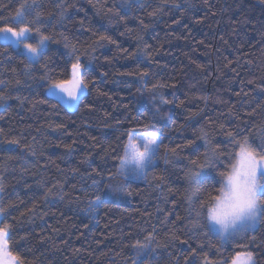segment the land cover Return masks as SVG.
<instances>
[{"label":"trees","instance_id":"1","mask_svg":"<svg viewBox=\"0 0 264 264\" xmlns=\"http://www.w3.org/2000/svg\"><path fill=\"white\" fill-rule=\"evenodd\" d=\"M169 1L182 9L183 34L156 51L144 52L143 9L129 10L124 0H88L83 45L77 49L88 88L78 111L52 107L45 95L48 81L41 79L46 69L32 65V76H25L27 61L19 50L0 41V81L9 83L0 91L11 96L0 106V177L5 187L0 199L14 205L5 221L11 225L9 246L25 264H131L135 250L128 245L148 233L163 246L152 253V264H184L186 258L192 264L189 245L198 253L203 246L209 256L216 251L212 245L219 246L217 236L195 235L186 223L185 173L191 159L203 160L201 127L212 130L215 143L225 140L218 123L234 128L247 120L259 139L264 126V4ZM61 2L67 5L63 19L57 15V0H41L46 23L33 25L54 38L41 63L55 79L67 78L71 70L65 43L72 45L68 30L75 11L72 0ZM16 6L17 0H7V17ZM101 35L111 42L99 41ZM143 72L148 73L143 79L149 88L155 83L168 86L156 89L155 96L137 92ZM159 94L170 103L162 104ZM153 100L160 112L156 119L164 125L158 129L164 146L155 168V176L165 178L164 187L154 188L159 180L151 176L147 182L125 181L124 191L102 196L101 206L89 214L91 193L79 190L90 188L97 173L115 170L126 129L149 130L143 126L153 121L155 109H142L151 108ZM12 140L19 144L9 143ZM190 140L194 143L188 146ZM33 146L35 155L24 156ZM171 148L180 158L169 153L166 161ZM56 182L65 190L63 199L53 195L46 200L44 193ZM173 233L179 240L171 239ZM247 243L259 244L251 250L258 264H264V228ZM237 250L230 246L225 255Z\"/></svg>","mask_w":264,"mask_h":264},{"label":"snow or ice","instance_id":"2","mask_svg":"<svg viewBox=\"0 0 264 264\" xmlns=\"http://www.w3.org/2000/svg\"><path fill=\"white\" fill-rule=\"evenodd\" d=\"M259 2L264 4V0ZM124 4L129 10L133 7L138 9L145 7L144 0H139V3L135 5L131 0H124ZM17 5L9 17H5L3 11H0V22L6 21L0 23V37L4 44L19 50V54L27 61L25 76H32L30 71L32 65H40L46 69L41 74V79L48 81L45 95L46 100L51 101L52 107L59 105L61 108L78 111L82 96L88 88L82 76L83 65L77 54L78 50L70 43H65V47L69 48L70 75L67 78H52L49 74L50 70H47V66L41 62L48 55V42H55L54 38L41 31L40 27H33V25L46 23L43 19V4L41 0H17ZM57 6L61 8L57 15L63 19L67 5L57 0ZM174 6L180 7L179 4ZM158 10H160L158 7L154 8L149 15L155 16ZM107 11L110 13L113 8L108 7ZM116 14L119 15V13ZM30 40L35 42H29ZM106 40L111 42L107 36L99 37V41ZM147 76V72L140 73L141 79L138 82L141 86L136 89L137 92L148 91L155 96L156 89L168 86L155 83L149 88L148 83L143 79ZM125 83L130 82L125 81ZM15 84L20 86L21 81L16 79ZM0 86H3L6 91L9 83L0 81ZM159 96L162 104L170 103L162 94ZM10 98V95L0 91V106H3ZM15 98L21 101L19 95ZM45 102L40 101V103ZM142 110L145 113L152 111L153 121L143 126L149 130L138 132L135 127L126 129L125 140L115 156L118 161V164L113 166L115 170L103 176L97 173L99 178H93L90 188L79 190L84 195L91 193L87 207L89 214L95 213L101 206L102 196L108 197L116 191H124L125 181L147 182L151 176L153 180H159V183L152 185L154 188L164 187L165 178L155 176L156 161L161 157V148L164 146L163 132L158 129H162L164 125L156 119L160 112L154 100L151 108L145 106ZM248 115H254V112ZM229 119H232L235 124L231 113ZM217 127L225 140L215 143L212 142L213 135L210 128L201 127L200 129L199 139L204 141L206 150L202 161L198 157L189 161L191 166L185 173L187 188L183 200L187 208L186 223L193 234L207 236L211 233L218 237L219 246L212 245L216 251L209 256L206 251H203V246L198 253L189 245L190 256L193 258L192 264H197V260L199 264H258L251 248L259 247V244L250 245L247 240L251 237L255 241L256 234L264 228V126H261L258 140L253 135L247 120L243 125L235 124L234 128L226 127L222 123H218ZM9 143L19 144V141L12 140ZM193 143L194 141H188V146ZM169 153L176 159L180 158L177 149L171 148L165 153L166 161ZM23 155H35V147L33 146L31 152ZM53 188L57 189L55 194L52 192ZM4 191L3 177H0V194ZM64 191L60 182H56L47 188L44 196L46 200L53 195L63 199ZM168 191L172 190L169 188ZM11 207L14 205H5L0 199V225H2L0 226V264H25V258L14 253L9 246L11 225L5 221L8 219V209ZM175 219L182 218L176 216ZM171 239L179 240V237L173 233ZM179 242L187 244V240ZM128 246L135 250L134 257H130L131 264H152L155 259L152 253L157 247H163L155 241L153 233H148L143 239L134 238V242ZM230 246L238 250L232 252L230 256L225 255V251ZM184 264H187V258Z\"/></svg>","mask_w":264,"mask_h":264},{"label":"rangeland","instance_id":"3","mask_svg":"<svg viewBox=\"0 0 264 264\" xmlns=\"http://www.w3.org/2000/svg\"><path fill=\"white\" fill-rule=\"evenodd\" d=\"M87 3L88 0H72L75 13L68 30V35L72 45L78 50L83 45ZM144 4V31L142 36V50L144 52L156 51L165 44L182 36L183 19L181 8L178 9L169 0H144ZM156 7L160 9L156 12V15H149ZM0 11H3L5 17H7V0H0ZM0 41L3 42L2 37H0ZM29 42H32V40Z\"/></svg>","mask_w":264,"mask_h":264}]
</instances>
